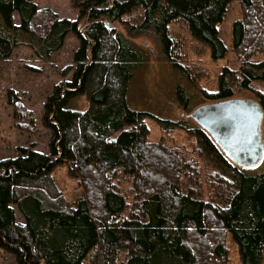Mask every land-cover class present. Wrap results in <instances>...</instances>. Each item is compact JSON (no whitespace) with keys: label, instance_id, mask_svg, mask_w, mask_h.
<instances>
[{"label":"trees","instance_id":"16d2710c","mask_svg":"<svg viewBox=\"0 0 264 264\" xmlns=\"http://www.w3.org/2000/svg\"><path fill=\"white\" fill-rule=\"evenodd\" d=\"M234 3L245 16L231 28L241 63L222 69L217 92L198 90L212 104L246 90L264 111V0H73L77 21L32 0H0V65L19 47L49 63L70 34L79 38L74 67L63 70L72 79L44 107L49 154L20 147L17 157L0 159V247L16 264H228L224 233L241 264L262 263L264 172L248 174L184 121L158 124L186 130L188 147L149 141L151 116L131 110L127 96L133 69L150 54L114 26L151 36L159 58L193 84L202 71L182 62L172 25L182 23L212 60H223L229 47L221 27ZM79 98L84 107L72 106ZM8 101L17 129L35 127L33 111L12 91ZM61 165L82 189L73 204L53 175Z\"/></svg>","mask_w":264,"mask_h":264},{"label":"rangeland","instance_id":"374dc122","mask_svg":"<svg viewBox=\"0 0 264 264\" xmlns=\"http://www.w3.org/2000/svg\"><path fill=\"white\" fill-rule=\"evenodd\" d=\"M39 9H49L61 19L77 21L80 9L75 7L73 0H32ZM244 12L239 4L234 3L222 25V36L229 53L220 61L210 58L209 52L201 44L194 41L186 31L182 23L172 25V33L176 39L182 62L191 66L194 71H202V79L190 84L187 78L174 72L173 68L159 58V50L155 39L149 35L138 37L128 36L126 30L118 23L114 26L122 32L132 43L143 52L150 54V61L137 65L133 69L134 77L129 85L128 106L133 111L149 114L147 119L150 129L149 141L182 143L186 147L192 144L193 139L184 129L166 130L159 126L158 120L181 122L189 127L196 126L191 113L197 108L212 104L204 100L199 93V87L208 92L219 90V75L225 66L238 67L240 57L231 52L232 38L231 28L236 19L244 18ZM18 16H15V21ZM79 45V38L75 33L70 34L64 47L55 53L49 63L39 61L26 47L17 48L10 60L0 65V159L5 157L15 158L19 155L18 148H34V150L49 154V132L42 124L44 107L49 96L63 80H71L72 73L67 76L63 70L73 65V53ZM264 53H260L258 59H263ZM179 89L181 91H179ZM18 97L25 110H31L35 117V127L23 124L27 130L17 129L14 122V109L9 104L10 92ZM187 98L190 103L187 110ZM254 96L249 91H236L233 99L253 100ZM85 99L79 98L71 102L72 106L84 107ZM25 113V112H24ZM26 114L24 115V117ZM27 117V116H26ZM28 118V117H27ZM262 135L264 141V119L262 123ZM248 174L264 172V160L255 169L247 170ZM57 185L71 204L81 195L82 189L77 181L70 175L64 165L58 166L53 173ZM122 184V183H121ZM203 190L209 193L207 187ZM17 219L22 220L17 212ZM225 247L229 251L228 264H241L238 248L229 235L224 233ZM0 264H16L15 258L4 248L0 247ZM88 264H91L88 262ZM264 264V257L262 263Z\"/></svg>","mask_w":264,"mask_h":264},{"label":"water","instance_id":"95a60500","mask_svg":"<svg viewBox=\"0 0 264 264\" xmlns=\"http://www.w3.org/2000/svg\"><path fill=\"white\" fill-rule=\"evenodd\" d=\"M190 118L236 166L249 170L264 160V111L254 100L230 99L201 106Z\"/></svg>","mask_w":264,"mask_h":264}]
</instances>
